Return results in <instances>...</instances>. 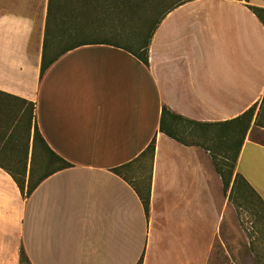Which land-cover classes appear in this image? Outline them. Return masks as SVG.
<instances>
[{"label":"crops","instance_id":"0c3cea01","mask_svg":"<svg viewBox=\"0 0 264 264\" xmlns=\"http://www.w3.org/2000/svg\"><path fill=\"white\" fill-rule=\"evenodd\" d=\"M48 4L0 0V264H20L22 247L31 264H207L223 183L207 151L160 132L161 114L221 123L254 109L236 171L264 201V27L248 8L264 0L187 2L157 28L148 66L88 45L41 79ZM36 127L71 167L41 178ZM153 140V165L137 162ZM32 168L25 199L5 169L28 184Z\"/></svg>","mask_w":264,"mask_h":264},{"label":"trees","instance_id":"16d2710c","mask_svg":"<svg viewBox=\"0 0 264 264\" xmlns=\"http://www.w3.org/2000/svg\"><path fill=\"white\" fill-rule=\"evenodd\" d=\"M193 0H49L43 41L40 78L67 52L88 45H107L122 49L143 64L149 65V51L155 32L165 17L181 5ZM249 2V0H246ZM264 27V8L248 6ZM33 105H30V121ZM254 109L241 117L221 123H200L174 113L164 106L160 120V132L186 146H197L207 151L221 177L224 193L240 207V199L253 198L264 210V201L248 181L236 171L241 148L250 129ZM35 160L46 164L41 178L72 165L52 152L36 127ZM155 140L136 160L149 161L153 165ZM130 165V164H129ZM123 168L113 171L121 174ZM49 166H51L49 168ZM27 199L39 183L27 184L26 169H5ZM150 177L144 190L137 189L146 214L150 209ZM137 187V186H136ZM20 264H31L24 248L20 251ZM137 264H143L141 259Z\"/></svg>","mask_w":264,"mask_h":264},{"label":"rangeland","instance_id":"374dc122","mask_svg":"<svg viewBox=\"0 0 264 264\" xmlns=\"http://www.w3.org/2000/svg\"><path fill=\"white\" fill-rule=\"evenodd\" d=\"M224 196L227 209L207 264H264V210L252 197L240 199L239 207L229 192Z\"/></svg>","mask_w":264,"mask_h":264}]
</instances>
